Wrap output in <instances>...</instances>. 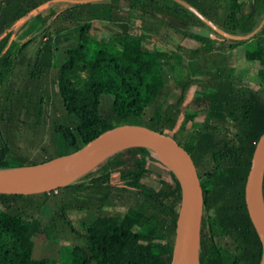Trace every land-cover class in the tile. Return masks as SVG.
Returning a JSON list of instances; mask_svg holds the SVG:
<instances>
[{
	"label": "trees",
	"instance_id": "1",
	"mask_svg": "<svg viewBox=\"0 0 264 264\" xmlns=\"http://www.w3.org/2000/svg\"><path fill=\"white\" fill-rule=\"evenodd\" d=\"M40 1L0 0V79L7 92L17 93L16 98L18 94L24 95L26 92L27 99L32 96V100L37 101V95L44 85L39 81L31 84V78L34 79L33 75H42L47 68L54 69L52 82L63 88L58 93L62 110L76 119L73 130L65 124L51 126L67 145L68 151L114 125L112 120L115 116L132 113L135 109L151 104L163 88L169 72H172V65L167 60L165 48H150L142 44L141 26L144 31H148L158 22L157 19L151 21L150 17L159 18L162 22L159 25L168 26L179 38L190 42L188 47L175 45V49L184 50L187 57H191L197 48H212L211 38L196 30L206 25L172 0H125V4L104 0L93 5L88 2L68 3L47 22L48 16L58 6L53 4L30 15L12 31L10 24ZM186 1L219 27L232 32L248 31L264 14V0ZM164 2L180 8L184 12L181 14H187L193 20H185L179 13L165 7ZM87 5L88 8L85 7ZM219 9H224V12L217 14ZM166 17L180 20L191 28L177 27ZM136 18L141 23L136 24ZM91 19L117 23L122 37L117 54L113 55L103 47L101 39L87 35ZM73 24L77 27V39L65 49L59 65L53 67L52 42H59V33ZM36 38L38 43L28 57L29 62H25L26 49ZM226 39L225 43L219 38L212 40H218L228 50L244 40L254 41L253 49H243L242 52L244 59L253 62L252 67L245 68V73L250 71L254 75H250L253 87L238 95L230 91L226 95L225 90L215 91L210 94L217 109L213 112L215 122H205L204 127L191 122L190 125L197 127L196 130L184 128L188 114L184 111L177 130L181 137L170 135L190 156L202 191L198 264H258L260 245L243 205L242 186L254 142L264 130V100L257 96L259 90L264 91V22L246 39ZM171 60L172 63L176 62L177 55L172 54ZM26 64L30 65L32 73L27 72ZM22 66L26 71L24 75L14 70V67L18 69ZM21 74L23 78L27 74L24 80L20 78ZM189 84H192L190 79H183L179 84L177 99L171 104L157 105L145 126L169 133L167 129L173 125V112L178 111L176 107L184 94L183 89ZM26 85H29L27 90ZM102 93L111 95L106 111L98 109V99ZM17 103H20V99ZM40 112V108L30 111L33 123L38 122ZM11 114L12 111L8 110L4 114L0 109V121L3 116L8 119ZM7 152L0 132V157L3 159ZM147 164L159 166L160 172L153 173ZM151 172L156 186L141 181L143 176ZM111 173L116 175L113 183L108 181ZM204 182L210 183L211 192L215 190L221 194L215 220L223 230L219 237L228 238L230 246H236L233 255L228 254L226 248L219 250L218 247H206V238L212 233L206 210L210 190L202 188ZM263 188L264 163L260 181L264 208ZM56 190L62 191V198L57 200L54 213L65 232L81 235L65 215V207L77 210L88 208L97 217L94 223L85 226L81 235L83 245L61 241L54 244L53 248L47 247L48 252L43 250L46 247L38 251L40 244L31 238V222L22 216L15 204L18 196L35 193H0V264H38L39 261L43 264L167 263L179 187L171 169L153 157L147 147L127 146L115 150ZM36 194L39 195L27 198L43 204L54 193L44 191ZM109 205L120 208V213L101 215V209ZM151 232L156 233L150 235Z\"/></svg>",
	"mask_w": 264,
	"mask_h": 264
},
{
	"label": "rangeland",
	"instance_id": "2",
	"mask_svg": "<svg viewBox=\"0 0 264 264\" xmlns=\"http://www.w3.org/2000/svg\"><path fill=\"white\" fill-rule=\"evenodd\" d=\"M104 0H94L88 1L89 5L95 3L103 2ZM119 3L125 4V0H116ZM85 2H75L71 4H80ZM165 3V2H164ZM89 5L85 6L86 8ZM168 9H172L175 13H179L185 20H193L192 17L181 11L180 8L176 6H169L166 3ZM224 9H219L217 14H222ZM151 21L157 19L151 30L144 31L141 26L143 34V46L154 47V48H165L168 54V62L172 65V72L166 79V83L163 88L158 92L154 99V102L146 105L143 108H138L132 111V113L115 116L112 120L113 123H134V124H148L147 119L152 113L153 109L157 105H162L164 103H173L179 93V84L186 77L192 81L184 90V94L181 101L176 107L177 112H173V125L171 128L167 129L168 132H172L177 138H180V133L177 132L180 126V119L182 112H188L187 119L184 122V128H192L196 130V126L204 127L203 124L208 121L214 120L213 112L216 109L214 100L210 99V94L215 91L225 90L227 95L228 91L234 95L246 93L253 87V79H251L250 71H246L245 68L252 67L253 62L246 60L243 57V48L253 49L254 45L250 42H245V46L242 47V42L235 45L234 47L225 49L219 44L218 40H212V48L209 50H201L199 48L195 49V52L191 57L186 56L184 50L175 49V45H181L183 47H188L190 42L184 41L179 38V35L174 33L172 29L165 25H159L162 23L159 18L150 17ZM170 23L176 25L177 27H184L180 20H175L166 17ZM135 23H141L138 18H136ZM158 26V27H156ZM191 28L189 26H186ZM154 28V29H153ZM158 30H161L160 33ZM119 27L117 23L105 21L101 19H91L89 20V26L87 29V35L95 39H101L103 47H105L113 55L117 54L121 44V34H119ZM158 32V33H157ZM163 34V35H162ZM77 39V27L75 24L69 28L61 31L59 33V42H52V59L51 64L53 67L59 65L64 57V51L68 47L72 46ZM227 41L226 38H220ZM37 38L31 45H29L24 54V61L29 62L28 57H30L34 47L37 45ZM177 55V61L172 63L171 55ZM170 55V56H169ZM191 60V61H190ZM190 61V63L188 62ZM169 66V65H168ZM15 72L26 73L24 66L21 68L14 67ZM26 70L28 73H32L30 65L26 64ZM217 72V73H216ZM54 69L47 68L43 71L42 75L37 74L31 78V84H37L39 81L44 86L41 91H39V96L37 95V101L27 99L26 92L24 95L12 92H7L4 89V84L2 79H0V109L3 110L4 114L7 111H12L11 116L5 119L3 116L2 121H0V132L1 138L8 148V152L5 156L0 157V168L2 167H16L24 164H31L39 161H43L49 157L55 156V154H62L67 152L69 149L66 144L62 141L58 132L52 130V124H65L69 126L72 130L76 125V119L72 114H68L62 110L60 105V100L58 97L59 91L63 90L60 84H53L52 75ZM22 74L20 78L22 79ZM246 74V75H245ZM27 75V74H26ZM24 76L23 80L25 79ZM254 76V75H252ZM203 84V85H202ZM248 86V88H247ZM29 85L25 86V90ZM247 88V89H246ZM246 89V90H245ZM257 96L264 100V92L257 93ZM20 99V103L17 101ZM216 99V97L214 98ZM111 100L110 94L102 93L99 95L98 99V109L100 111H106L109 109ZM16 101V102H15ZM213 102V104H212ZM40 108V116L37 123L32 122L31 110ZM225 110V109H224ZM29 113V115H28ZM36 112H34L35 115ZM191 122H195L198 125H190ZM153 123H151L152 125ZM177 129V130H176ZM173 136V135H172ZM8 163H14L19 165H8ZM151 171L160 172V167L153 164H147ZM151 174L145 175L141 178V181L148 185L156 186V181ZM116 179V175L111 173L108 175L109 183H113ZM203 189H209L208 197H210L207 203V214L211 223V233L209 237L206 238V247L208 249H225L228 254L233 255L236 252V246H230L231 243L228 238H220L222 235V229L215 220V210L218 207L219 201L221 199V194L219 191L212 190L211 192L210 183L204 182L202 185ZM264 192V188H263ZM39 193V192H38ZM54 194L50 195L43 204L31 200V197L39 194H31L30 196L21 195L16 198V205L18 211L25 216L26 219L30 220L31 226L33 228L31 233V238L40 247L38 251L43 250L48 252L47 247L53 248L54 244H58L61 241L69 242L71 244L83 245L84 228L86 225L94 223L97 217L92 213L91 210L82 209L77 210L72 207H65L64 213L70 221L72 227L80 232L81 235H74L72 233H67L62 228V224L58 217L55 215L57 200L62 198V191L56 190L52 192ZM261 195V192H260ZM120 208L113 207L109 205L101 209V215H114L115 213H120ZM156 232L149 233L150 235H155ZM218 234V235H217ZM38 264H43L39 261Z\"/></svg>",
	"mask_w": 264,
	"mask_h": 264
},
{
	"label": "water",
	"instance_id": "3",
	"mask_svg": "<svg viewBox=\"0 0 264 264\" xmlns=\"http://www.w3.org/2000/svg\"><path fill=\"white\" fill-rule=\"evenodd\" d=\"M60 0H43L11 24L13 31L22 21ZM69 3L94 0H65ZM191 12L206 25L197 32L210 38L246 39L264 22V14L248 31L232 32L219 27L186 0H172ZM12 33H10V36ZM9 36V37H10ZM127 146H144L150 154L166 164L173 172L179 187V199L174 219L170 256L166 264H198L197 245L202 191L193 163L186 150L166 132L143 124L119 123L107 127L68 152L43 161L16 167L0 168V193L30 194L60 187L91 167L106 155ZM154 151L163 157L157 156ZM264 163V130L257 136L251 151L242 186V200L260 245L258 264H264V224L258 204L264 208L260 195L261 171Z\"/></svg>",
	"mask_w": 264,
	"mask_h": 264
},
{
	"label": "flooded vegetation",
	"instance_id": "4",
	"mask_svg": "<svg viewBox=\"0 0 264 264\" xmlns=\"http://www.w3.org/2000/svg\"><path fill=\"white\" fill-rule=\"evenodd\" d=\"M43 1V0H42ZM41 2V1H40ZM69 2L65 1V0H60V1H56V2H53L52 4H49L46 8H44L43 10L47 9L48 7H51V5L53 4H58V6H56V8L52 11V13L48 16V19H47V22L50 21L57 13H59L61 10H63L67 4ZM38 4V3H37ZM36 5V4H35ZM41 10V11H43ZM39 11V12H41ZM26 13V12H25ZM24 15V14H23ZM27 19V18H26ZM23 22V21H22ZM12 33V32H11ZM177 130V129H176ZM179 132V131H178ZM169 134H172L173 136H176L174 135L172 132H169Z\"/></svg>",
	"mask_w": 264,
	"mask_h": 264
},
{
	"label": "bare ground",
	"instance_id": "5",
	"mask_svg": "<svg viewBox=\"0 0 264 264\" xmlns=\"http://www.w3.org/2000/svg\"><path fill=\"white\" fill-rule=\"evenodd\" d=\"M154 153H155L157 156H159L160 158H163V159H164V157H163L159 152L154 151ZM257 204H258V213H259L260 219H261V221H262L263 224H264V213L262 212V207L260 206L259 201L257 202Z\"/></svg>",
	"mask_w": 264,
	"mask_h": 264
},
{
	"label": "crops",
	"instance_id": "6",
	"mask_svg": "<svg viewBox=\"0 0 264 264\" xmlns=\"http://www.w3.org/2000/svg\"><path fill=\"white\" fill-rule=\"evenodd\" d=\"M251 41V42H250ZM245 42H250V44H252V46L254 45V41L252 40V39H247V40H244V41H242V47H244L245 46ZM244 45V46H243ZM251 48V47H250ZM249 48V49H250ZM243 49H248V48H243ZM259 92H264V91H262V90H259L257 93L259 94ZM259 97V96H258ZM260 99H261V97H259Z\"/></svg>",
	"mask_w": 264,
	"mask_h": 264
},
{
	"label": "built area",
	"instance_id": "7",
	"mask_svg": "<svg viewBox=\"0 0 264 264\" xmlns=\"http://www.w3.org/2000/svg\"><path fill=\"white\" fill-rule=\"evenodd\" d=\"M49 191H50V192H55V191H56V188H51V189H48V190H47V191H45V192H47V193H48Z\"/></svg>",
	"mask_w": 264,
	"mask_h": 264
}]
</instances>
